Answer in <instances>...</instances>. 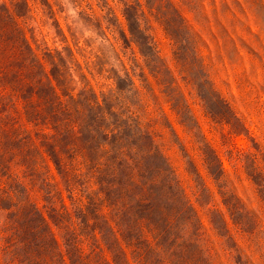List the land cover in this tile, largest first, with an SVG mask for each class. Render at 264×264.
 <instances>
[{"label":"trees","instance_id":"obj_1","mask_svg":"<svg viewBox=\"0 0 264 264\" xmlns=\"http://www.w3.org/2000/svg\"><path fill=\"white\" fill-rule=\"evenodd\" d=\"M195 1L67 0L64 28L60 0H0V264H264L235 180L264 195V138L216 87Z\"/></svg>","mask_w":264,"mask_h":264},{"label":"rangeland","instance_id":"obj_2","mask_svg":"<svg viewBox=\"0 0 264 264\" xmlns=\"http://www.w3.org/2000/svg\"><path fill=\"white\" fill-rule=\"evenodd\" d=\"M60 5L65 8L60 12L65 28L62 15L75 18L77 13L67 0H60ZM184 8L208 42L202 53L216 87L246 116L250 129L264 138V0H196ZM113 13L125 28L120 7ZM90 34L85 31V36ZM163 51L168 54V47ZM244 139L243 134L236 137L237 142ZM224 164L230 166L227 159ZM235 180L239 193L264 215V195H259L257 184L241 169L235 171Z\"/></svg>","mask_w":264,"mask_h":264}]
</instances>
